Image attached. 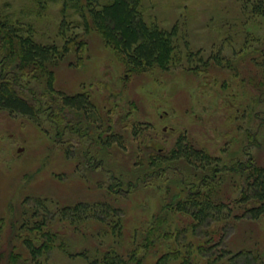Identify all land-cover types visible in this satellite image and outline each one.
I'll list each match as a JSON object with an SVG mask.
<instances>
[{
	"label": "rangeland",
	"instance_id": "obj_1",
	"mask_svg": "<svg viewBox=\"0 0 264 264\" xmlns=\"http://www.w3.org/2000/svg\"><path fill=\"white\" fill-rule=\"evenodd\" d=\"M247 1L252 2L245 12ZM44 2L0 0V14L31 24L41 43L62 45L63 21L69 24L67 37L84 40L86 45L80 53L73 47L71 54L54 66V87L68 95L89 93L100 111L97 126L102 125V131L112 126V133L124 137L127 150L117 145L103 147L99 138L106 139L108 133L102 134L72 111H63L64 120L70 124L62 120L64 124L57 126L59 120L51 119L48 111L50 105L54 107L50 102L53 96L32 81L25 89L43 111L41 127L25 117L0 112V217L5 220L2 264H6L11 251L28 258L22 242L30 234L19 230L20 219L25 211L31 212L39 198L59 207L99 201L120 207L124 226L119 244L112 236H99L104 226L98 222L89 221L78 230L55 215L50 227L65 237L73 254L88 250L94 256L96 251L116 247L127 255L134 243L137 246L143 242L141 233L134 239L135 233L146 229L162 213L166 180L183 177V163H173L172 168L160 173L158 168L149 167V158L168 155L182 136L196 148L222 158L219 168L227 179L226 197L239 199L241 188L233 185L240 177H234L227 167L250 160L264 166V16L251 13L253 0H142L148 21L168 29L179 25L184 38L179 41L181 46L187 39L191 51L200 53L170 72L154 69L145 73L128 72L97 32L85 33L82 26L76 27L80 15L73 9L64 12L62 1ZM218 52L225 66L215 63ZM200 58L211 62L208 70L198 74L190 71L203 65ZM134 124L141 129L140 136H133ZM93 166L97 170L93 171ZM133 170L136 176L129 175ZM133 177L139 179L141 187L131 194L108 191L110 186L118 191L121 182ZM55 208L50 206L51 214ZM172 220L180 223L175 217ZM234 226L227 228L224 247L233 253L251 249L264 260V216L257 221L241 219ZM169 244L148 253L141 249L144 264H156L159 255L169 251ZM40 261L88 264L84 258L70 257L58 249ZM240 264L247 262L243 259Z\"/></svg>",
	"mask_w": 264,
	"mask_h": 264
},
{
	"label": "trees",
	"instance_id": "obj_2",
	"mask_svg": "<svg viewBox=\"0 0 264 264\" xmlns=\"http://www.w3.org/2000/svg\"><path fill=\"white\" fill-rule=\"evenodd\" d=\"M44 1L40 0L45 4ZM60 1L64 5V12L73 9L80 15V26L76 27L82 26L85 33L97 32L130 73H145L154 69L170 72L173 67L181 66L184 61H193L200 55L191 51L186 38L181 46L179 41L184 38L179 33V25L168 29L156 21H148L143 12L142 0ZM251 2H245V12ZM252 6L251 13L264 16V0H253ZM68 27L69 24L63 21L62 45L56 42L41 43L36 39L31 24L9 14H0V112H6L11 117H25L41 127L43 111L28 97L25 89L33 81L43 85L46 92L53 96L50 102L54 107L50 105L48 111L51 119L55 117L59 120L57 126L63 125L64 122L70 124L64 120L63 113L64 110H69L82 115L88 125H94L102 131V125L97 126L101 120L100 111L89 93L68 95L54 87V66L66 59L73 47L75 52L80 53L84 44L86 45L78 36L67 37ZM199 61L203 65L190 68V71L198 74L208 70L211 62H204L203 58ZM223 62L224 58L221 57V52H218L215 63L222 67L226 65ZM228 65L231 67L230 62ZM105 132L108 133L106 139L99 138L103 147L117 145L124 151L127 150L124 137L119 133H112V126L104 128L102 134ZM132 132L135 137L142 134L138 124L133 125ZM66 154L69 155L70 151ZM179 162L185 165L180 168L184 178L180 176L166 180L167 198L162 213L146 229L135 233L134 239L141 233L143 242H138L137 246L134 243L133 249L127 255L116 247H111L105 252L96 251L94 256L88 250L73 254L65 237L50 227L55 215L59 221L69 222L78 230L89 221L98 222L104 226L99 236H112L115 244H119L124 226L123 210L120 207L110 201L79 202L59 207V204L51 200L39 198L35 199L36 206L31 212L25 211L20 219L19 230L30 234L25 236L22 242L29 254L28 258L22 259L21 253L11 251L6 264H19L21 260L24 264H42L41 258L55 249L70 257H82L88 264H144L145 254L142 255L141 249L146 253L169 243V251L160 254L156 264H240L243 259L247 264H264L262 255L254 250L245 249L233 253L224 247L227 228L230 225L234 226L236 221L246 218L257 221L264 216V166L257 165L254 160L248 163L239 161L229 168L226 166L234 177H240L233 185L241 188V196L235 200L232 196L226 197L227 179L219 168L222 158L196 148L186 136L179 138L168 155L150 157L149 167H156L163 173L172 168L173 163ZM137 167L134 166L135 169ZM93 168L94 171L98 167ZM132 172L129 175L136 176L134 170ZM234 177L232 176V181ZM129 180L121 182L118 191L114 192V186H110L108 191L115 195H120L121 192L131 194L141 187L138 178ZM186 184L191 187L187 188ZM52 205L56 207L53 214L50 209ZM172 217L180 223L177 224ZM213 224H216L217 228H213ZM4 227L5 220L0 217V248ZM181 237L184 239L181 240ZM196 237L199 240H196ZM0 256L2 264L3 256Z\"/></svg>",
	"mask_w": 264,
	"mask_h": 264
},
{
	"label": "water",
	"instance_id": "obj_3",
	"mask_svg": "<svg viewBox=\"0 0 264 264\" xmlns=\"http://www.w3.org/2000/svg\"><path fill=\"white\" fill-rule=\"evenodd\" d=\"M22 151V149L20 150V152ZM237 196V195H236ZM236 196H235V198H236Z\"/></svg>",
	"mask_w": 264,
	"mask_h": 264
}]
</instances>
